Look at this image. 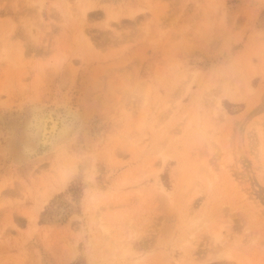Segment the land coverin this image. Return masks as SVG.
I'll use <instances>...</instances> for the list:
<instances>
[{"label": "rangeland", "instance_id": "374dc122", "mask_svg": "<svg viewBox=\"0 0 264 264\" xmlns=\"http://www.w3.org/2000/svg\"><path fill=\"white\" fill-rule=\"evenodd\" d=\"M66 1L0 0V264H264V0ZM38 110L73 118L44 152ZM190 211L239 254L206 260L201 231L187 253Z\"/></svg>", "mask_w": 264, "mask_h": 264}, {"label": "bare ground", "instance_id": "6f19581e", "mask_svg": "<svg viewBox=\"0 0 264 264\" xmlns=\"http://www.w3.org/2000/svg\"><path fill=\"white\" fill-rule=\"evenodd\" d=\"M64 1H66V0H64ZM76 1V6H75V8L73 7V9H75V15H76V17H73L74 19L75 18H80V22H82V20L84 21L85 20V18H86V16L88 15L87 13L93 8V3L91 2V0L89 1V2H86L85 0H75ZM66 3H69V1H66ZM58 4V7H60L61 8V6H59V3H54L53 5H57ZM67 5V4H66ZM53 7V6H52ZM55 7V6H54ZM57 7V6H56ZM57 7V8H58ZM66 7V6H65ZM53 10V9H52ZM55 10V9H54ZM64 10V9H63ZM63 10H62V12H63ZM109 13V14H108ZM64 14V13H63ZM106 14H108L106 17V20L108 19V16H109V19L110 20H112L113 19V17H115L113 14H110V12H107ZM71 15V14H70ZM63 17H64V15H63ZM70 17V16H69ZM110 17H112V19L110 18ZM66 16H65V20H66ZM78 18V19H79ZM64 19V18H63ZM68 20V19H67ZM109 21V20H108ZM108 21H106L107 23H105V24H107V26H108V24L110 23V21H109V23H108ZM63 22V21H62ZM61 22V23H62ZM65 22V21H64ZM67 22V21H66ZM68 23V22H67ZM63 24V23H62ZM29 31V30H28ZM80 34L81 35H83V32L82 31H80ZM88 40V39H87ZM3 45V44H2ZM1 48H3V46H0ZM4 49V48H3ZM2 49V50H3ZM7 50V49H6ZM5 51V50H4ZM1 53V52H0ZM3 54V53H2ZM4 55H5V53H4ZM3 55V56H4ZM6 56V55H5ZM195 72H193V74H194ZM191 74V73H190ZM193 74H192V77H193ZM187 78V77H186ZM187 81H189V80H187ZM186 81V82H187ZM191 81V80H190ZM186 85H187V83H186ZM188 89V88H187ZM183 90H186L185 89V87H184V89ZM147 91V90H146ZM184 92V91H183ZM238 95V94H237ZM237 95L235 96V97H237ZM218 97V96H217ZM241 98V97H240ZM236 99V98H235ZM238 100H239V97L237 98ZM242 99V98H241ZM215 102V101H214ZM217 102H219L218 101V99L216 100V104H217ZM167 105V104H166ZM169 105V104H168ZM167 105V106H168ZM165 108V107H164ZM163 108V109H164ZM215 110V109H214ZM142 121V120H141ZM141 121H136L137 123H138V125H137V123H136V125H137V127L138 126H141L142 125V127H143V124H142V122ZM141 122V125L139 124ZM189 122H190V120H189ZM188 122V123H189ZM72 123H73V118H72V116H70V113L69 112H65V113H63V114H57V115H53L52 114V111L51 110H45V111H43V110H38L37 112H32L31 113V115L29 116V118H28V120H27V122H26V126H25V130H26V132H27V134H29V135H31V136H33L34 138H35V145H36V148H39V149H41V151L42 152H44L45 151V147L48 145V144H51L52 143V141H53V138L55 137V138H58V137H62L65 133H66V131H68L70 128H71V125H72ZM187 123V124H188ZM183 125H184V123H183ZM182 125V126H183ZM185 125H186V123H185ZM136 127V126H135ZM142 127L141 128H139V130L140 129H142ZM141 134V133H140ZM171 136H169V138H170ZM168 138V139H169ZM25 149L27 150V152L29 151V152H31L32 151V148H30V147H25ZM259 152H260V150H259ZM161 154V153H160ZM260 155V154H259ZM260 157V156H259ZM210 169V168H209ZM70 172H71V166H68V165H63V166H60L59 168H58V170L56 171V176H55V180L57 181V184H58V187H63L65 184H66V182L68 181V177H69V175H70ZM209 172V171H208ZM211 173H212V171H211ZM216 174V173H215ZM207 175V177H208V173L206 174ZM206 175H205V177H206ZM211 175V174H210ZM213 175V174H212ZM211 175V176H212ZM54 177V176H53ZM206 177V178H207ZM210 177V176H209ZM216 177V176H215ZM204 178V177H203ZM207 179H209V180H211V178H207ZM216 179V178H215ZM122 180V179H121ZM120 182H122V181H120ZM123 182H125V180L123 181ZM122 182V183H123ZM209 183V181L207 180V184ZM205 184V183H204ZM206 184V186H208ZM210 184H211V182H210ZM210 184H209V186H210ZM213 185V184H212ZM96 194V193H95ZM101 195V194H100ZM92 197L93 196H90V198L92 199ZM243 197H244V199L249 203V213H250V215L252 216V217H255V215H260V216H262V214H264V207H261L262 205H260V202H259V200L257 199L256 200V198H255V196H253L252 194H250V192L249 193H243ZM95 198V197H94ZM117 198V197H116ZM97 200V199H96ZM123 204V203H122ZM103 205H105V204H103ZM40 206V205H39ZM38 206V207H39ZM97 206H99V204L97 205ZM95 207H96V205H95ZM104 207V206H103ZM101 207H99L98 209L97 208H95L97 211H95L96 213L95 214H97L98 215V212L102 209H100ZM39 209V208H38ZM109 209V208H108ZM195 210V209H194ZM196 211V210H195ZM195 211H193V212H195ZM211 211V210H210ZM193 212L191 213V211H190V213L192 214H187L186 215V218H185V220L182 222L183 223V233L180 235V238L182 239H180V241H182V243L184 244L183 246H184V248L183 249H185L186 248V251H188L187 253H191V255H193L194 254V252H191L192 250L191 249H193V247H194V242H198V241H196V240H199V234L201 235V233L203 232V233H205V235H206V237L210 240L209 242H210V245L212 246H210L211 248H213V246L215 245V244H218V248L219 249H215V251L213 250V249H211L210 247V249L208 250V252L209 253H207V256H206V260H210V259H214V258H230V257H232L233 256V254L235 253V254H239V250H236L237 249V244L239 243H234V242H230V243H226L225 242V240L224 239H222V234H221V228H223V224L221 225V224H213L212 223V221L211 220H213V219H211V217H210V214H208L207 212H201V214L199 213V212H196V213H194L193 214ZM100 215V214H99ZM102 215V214H101ZM100 215V216H101ZM113 215V214H112ZM119 215V214H118ZM118 215H113L110 219H111V221H112V219H114V217L116 218V216H118ZM125 215H126V213H125ZM213 214H212V212H211V216H212ZM31 217V216H30ZM106 217V216H105ZM32 218H35L34 216H32ZM100 218V217H99ZM104 218V217H103ZM106 219H107V217H106ZM127 220V219H126ZM105 221V220H104ZM109 221V220H108ZM120 221V220H119ZM124 221V220H123ZM93 222V221H92ZM118 222V221H117ZM96 223V222H95ZM105 223H106V221H105ZM101 224V225H99L101 228H99V229H102V233L104 234H102L104 237H105V235L106 234H108L109 233V228L112 226V225H110V227L107 225V224ZM112 223V222H111ZM115 223V222H114ZM105 225H107V226H105ZM114 225V224H113ZM116 225V224H115ZM122 225H123V223H122ZM116 227V226H115ZM117 227H118V225H117ZM120 227V226H119ZM125 228V227H124ZM111 230H112V228H111ZM199 231H201V232H199ZM74 232V231H73ZM77 232V231H76ZM120 232V231H119ZM124 232V231H123ZM198 232H199V234H198ZM118 233V232H117ZM128 233V232H127ZM202 233V234H203ZM110 235V233L108 234V236ZM113 235V234H112ZM130 235H132V233L130 234ZM204 235V236H205ZM229 235V234H228ZM227 235V236H228ZM75 236V235H74ZM128 236H129V234H128ZM189 236H192V238L193 239H189L188 237ZM121 237V239H119V240H116V239H112V240H116V241H112V240H110V242L112 241V246H110V251H108V255H111L112 256V258L113 257H115V256H113V255H118V257H122V258H125L127 255H133V254H135L136 253V250H134L133 252H135V253H133L132 251H131V247L129 246V245H126V244H124L123 243V241H124V238L122 239V236H120ZM119 237V238H120ZM205 237V238H206ZM107 239H108V237H106ZM111 237H109V239H110ZM133 238V237H132ZM135 238V237H134ZM203 238V237H202ZM206 238V239H207ZM250 238V237H249ZM254 238V237H253ZM118 239V238H117ZM128 239V238H127ZM130 239H131V237H130ZM227 239V238H226ZM106 240V239H105ZM120 240H122V242L120 241ZM129 240V239H128ZM193 240H194V242H193ZM231 240V239H230ZM233 240V239H232ZM131 241H134L133 239H131ZM130 241V242H131ZM136 241V240H135ZM252 242L253 241H255V238L254 239H252L251 240ZM105 242V241H104ZM119 242V245L117 244V243ZM137 242V241H136ZM107 244H109V242H106ZM134 243V242H133ZM219 243H220V245H219ZM260 243V244H259ZM100 244V243H99ZM117 244V245H116ZM129 244V243H128ZM132 244V243H131ZM130 244V245H131ZM258 244H259V246L262 248V249H264V242H258ZM73 245V244H72ZM216 246V245H215ZM214 246V247H215ZM220 246V247H219ZM74 247V246H73ZM99 247V246H98ZM97 247V248H98ZM105 247V246H104ZM136 247H137V245H136ZM136 247H135V249H136ZM197 247V246H196ZM95 248V247H94ZM217 248V247H216ZM79 249V248H78ZM99 249V248H98ZM197 249V248H196ZM240 249V248H239ZM76 250V249H75ZM105 250V249H104ZM138 251H140V250H138ZM164 251V250H163ZM162 251V252H163ZM166 251V250H165ZM184 251V250H183ZM216 251H218V252H216ZM236 251H237V253H236ZM241 251V250H240ZM262 251V253H264V250H261ZM74 252V251H73ZM199 252V251H198ZM214 252H216V253H214ZM133 253V254H132ZM139 253V252H138ZM197 253V252H196ZM200 253V252H199ZM162 254V253H161ZM160 254V255H161ZM203 254V253H202ZM235 254H234V256H235ZM105 255V254H104ZM104 255H103V257H104ZM144 255V254H143ZM107 256V255H106ZM162 256L164 257V255L162 254ZM170 256V255H169ZM141 257H142V255H140V256H136V258L133 260V262H132V264H138L139 263V260L141 259ZM160 258H161V256H159ZM158 257V258H159ZM162 257V258H163ZM201 257H203V256H201ZM200 256H199V254L195 257V258H197V259H200V261H203L204 259H202ZM157 258V259H158ZM171 259V258H170ZM170 259H167V257H165V260H167L166 261V263H164V264H173L172 262L171 263H169L170 262ZM108 260V259H107ZM159 260V259H158ZM157 260V261H158ZM164 260V259H163ZM177 261V260H176ZM196 261V260H195ZM246 261V260H245ZM200 263V262H199ZM174 264H178V262L177 263H174ZM180 264H181V262H180ZM193 264H197L196 262H194Z\"/></svg>", "mask_w": 264, "mask_h": 264}]
</instances>
